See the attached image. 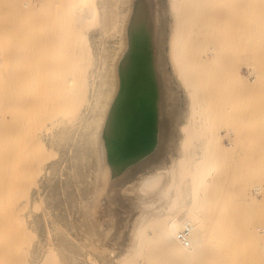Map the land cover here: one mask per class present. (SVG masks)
<instances>
[{
    "label": "bare ground",
    "instance_id": "obj_1",
    "mask_svg": "<svg viewBox=\"0 0 264 264\" xmlns=\"http://www.w3.org/2000/svg\"><path fill=\"white\" fill-rule=\"evenodd\" d=\"M43 1L46 2L0 1V264H54L57 256L46 250L52 244L43 238L44 227L51 224L44 223L43 218L52 211L56 216L58 211L66 215L79 210L88 214V264H147L150 258L146 248L151 241L160 250L159 258L165 260L162 264H198L204 259L207 243L213 242L207 239L228 232L225 229L217 232L216 221L221 217L199 200L208 177L189 131V118L176 125L179 135L175 152L138 175L139 185L128 179L129 184L124 187L126 198L119 186L120 179L130 171H125L127 165L121 168L116 164L125 157L121 151L123 139L130 138L131 146L127 148L136 155L151 145L147 118L152 117L154 110L145 98L138 103L141 94H148V80L136 55L142 51L141 46H155L154 3L133 0L135 10L122 28L113 23L115 17L107 0H72L63 9L62 18L53 16L45 24L47 31L43 35ZM231 1L230 8L237 0ZM166 2L163 13L168 12L171 19L187 6V1L184 5L180 2L182 7L179 0ZM196 3L191 7L188 3L186 8L191 11L198 7ZM208 3H205L207 7ZM238 4L231 8L235 12V7L237 12L232 16L238 14L231 19H238L237 22L233 19L238 27L241 16L247 17L248 13H242L245 9L254 12L247 21L241 20V26L256 25L257 29L250 33L252 38L248 36L247 40L254 52H258L264 35V0H238ZM239 8L242 12L237 11ZM164 17L170 23L167 13ZM146 25L152 26L149 28L152 39ZM167 27L161 35L166 84L179 67L178 29L168 24ZM116 30L127 36V45L124 53L119 54L122 57L118 63L112 61L113 74L116 69L122 72V82L113 96L111 88L117 89V78L114 76L113 86L109 88L105 75L107 54L114 60L120 47H116L113 39L107 41ZM244 33L245 30L239 37ZM139 35L141 39L137 40ZM43 36L48 40L47 53H43ZM71 41L76 48H66ZM73 54L75 59L68 57ZM255 78L256 75L250 81ZM171 101H164V109L171 108ZM163 116L167 118L170 112L165 111ZM163 132L164 139L166 136L169 139L167 126ZM111 137L117 140V151L111 150ZM135 160L136 156L124 163ZM63 169L68 175L65 179L61 177ZM78 184L79 193L86 200L82 204L78 201L75 204L73 199L74 186ZM150 185L157 187L159 206L154 214H140L134 216L133 222L129 221V211L146 204L140 198L133 203L134 207L129 204L135 189ZM248 195L252 199L263 196V186L254 185ZM124 201L127 209L122 210ZM125 218L127 225L132 222L131 231L126 227L127 234L123 233ZM83 235L77 238L79 250L71 257L72 264H87L83 263L86 250Z\"/></svg>",
    "mask_w": 264,
    "mask_h": 264
},
{
    "label": "rangeland",
    "instance_id": "obj_2",
    "mask_svg": "<svg viewBox=\"0 0 264 264\" xmlns=\"http://www.w3.org/2000/svg\"><path fill=\"white\" fill-rule=\"evenodd\" d=\"M71 1H43V35L47 31L45 24H48L53 16L62 18L63 9L71 5ZM107 1V6L115 17L113 23L117 22V25L123 28L128 17L130 18L135 10L133 0ZM147 1L154 3L152 7L156 17L155 46L148 44L141 46L142 51L145 50L146 53L140 51L139 55H136V60L148 80V94H141L138 103L140 104L145 98L144 101H147L148 104L150 102L153 106V115L147 118V123L151 126L152 139L151 145L137 155L127 148L131 146L130 138L123 139L124 144L121 151L125 152V157L116 164L117 166L120 164L121 168L127 165L126 168H128L125 171H130L125 178L120 179L121 193L126 194L127 191H124V187L127 183L129 184L130 179L135 186L139 185L138 175L149 171L154 165H159V160L166 159L167 155L176 151V136L179 135L176 125L189 118V131L197 143L196 151L200 153L201 165L206 167L205 175L208 177L199 200L203 205L211 207L215 211L214 213L221 217L216 221L219 224L217 232H223L224 229L228 232L226 235L207 239L213 240V242L207 243L204 259L198 264H264V195L255 197V199L248 195L254 185H262L264 188V35L259 42V51L254 52L247 37L252 38L250 33L257 29L256 25L252 28L241 26L242 21H247L248 15L250 14L249 17H251L254 12L248 11L249 9L242 12L241 10L245 7H240L242 9L239 8L238 12L240 10L242 13L248 14L245 15V17L247 16L245 19L242 17L244 14L242 16V13L240 14L239 21L241 23L237 27V23L235 24L233 19L238 14L232 16L233 13L235 14L236 8L234 7L235 12L231 8L236 3L238 4V0L236 3L232 0L235 4L230 0L231 8L229 7L231 4H228L230 1L226 3L227 0H212L211 2L208 0V7L205 4L208 2L206 0H195L194 4L190 0L192 5H195L196 2L197 5L199 4L198 7L196 6L198 9L191 8L194 11L187 9L188 3L189 6L191 5L190 1L179 0L180 7L186 4L184 1H187V6L184 5L185 8L178 7L183 10L178 11V15L173 19L169 18L168 12H165L166 0ZM180 2L183 3L182 6ZM139 7L141 8L140 5ZM163 8L170 23L164 21ZM231 16L234 18L231 19ZM237 20L234 19L235 22ZM167 24L178 29L177 44L179 48V67L176 73L171 75L168 84H166L162 51L163 38L161 36L163 29L167 31ZM150 26L146 25L145 27V30L148 29V33L152 29ZM149 28L151 29L149 30ZM236 30L239 31L236 32ZM244 30L246 36L244 33V36L242 34L240 38L239 34ZM116 31L109 34L110 37L107 41L110 43L113 39L116 47H120L114 60L111 54H107L108 69L105 75L109 88L113 86L114 76L117 78V89L114 91L111 88L113 96L117 94L118 84L120 85L122 82V72L119 73L116 69L113 74L112 61L115 65L118 63L117 60L122 57L119 54L126 50L127 40V36L124 37L122 31ZM151 37L152 35H150V39H152ZM138 38L141 39V35L136 39L139 40ZM122 39L123 45H121ZM47 41L46 36H43V53H47L45 51ZM72 47L76 48L72 41L68 42L66 48ZM68 57L75 59L74 54ZM129 60L132 59L129 58ZM253 70L256 78L250 81L255 76H253V72L251 73ZM168 99L172 100V104L171 108L166 110L164 101ZM165 111L168 114L170 112V116L167 118L163 116ZM172 119H175V123L172 122ZM164 126L169 128L170 132L167 133L169 139L167 136L164 139L165 132H162ZM158 130L161 131V134L157 133ZM116 141L113 137L110 138L112 151L118 150ZM135 156L137 160L130 164L129 162L124 163L130 158L134 159ZM203 157L204 159H202ZM66 176H68L67 171L63 169L61 177L65 179ZM139 187L135 189V195L131 194L133 195L131 201L129 202V198L127 202L133 205L140 198L146 201V206L134 204L135 208H131L132 210L129 211V215L132 217L129 216L130 219L128 217L129 221L140 214L147 216L154 214L155 207L160 204L157 202L156 186L150 185L144 189H139ZM74 191L75 204L77 201L80 204L84 203L86 200L84 195L79 193V184L74 186ZM126 204L124 201L122 210L127 209ZM144 208L146 210H143V213L141 209ZM54 214L52 211L50 216L43 218L44 223L50 222L51 224L49 227H44L43 238L52 244L50 247L46 246V250L57 256L54 264H66L67 262L72 264L74 262L71 257L78 252L76 249L79 250L77 238L81 232L82 235L84 233L85 242L83 244H86L83 263L88 264L90 235L88 234L87 212L79 210L76 213L72 211L71 214L65 215L58 211L56 216ZM125 219L126 223L127 218ZM67 223L68 225H66ZM58 225L62 226L56 230L55 227ZM129 225L126 223L124 228L128 226L131 231L132 225L131 227ZM129 228H126L123 233L127 234ZM122 236L126 237L124 234ZM120 238L118 239L122 244ZM122 239L125 240L124 237ZM219 240L223 243L217 244ZM151 242L154 243V241ZM214 242L216 244L212 245ZM153 243H150L151 246L148 244L149 248H146V254L150 258L147 264L165 263L164 259L159 258L158 246L154 247L153 245L156 244Z\"/></svg>",
    "mask_w": 264,
    "mask_h": 264
},
{
    "label": "crops",
    "instance_id": "obj_3",
    "mask_svg": "<svg viewBox=\"0 0 264 264\" xmlns=\"http://www.w3.org/2000/svg\"><path fill=\"white\" fill-rule=\"evenodd\" d=\"M159 125H162V124H160V123H159ZM160 129H161V128H160ZM161 130H162V129H161ZM162 132H163V131H162ZM157 133H160V134H161V131H160V130H158V131H157Z\"/></svg>",
    "mask_w": 264,
    "mask_h": 264
}]
</instances>
